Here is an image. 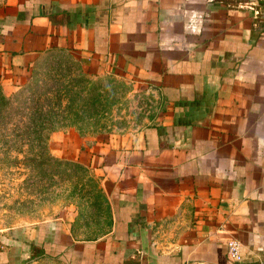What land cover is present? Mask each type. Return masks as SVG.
<instances>
[{
	"label": "crops",
	"instance_id": "crops-1",
	"mask_svg": "<svg viewBox=\"0 0 264 264\" xmlns=\"http://www.w3.org/2000/svg\"><path fill=\"white\" fill-rule=\"evenodd\" d=\"M52 53L140 81L157 106L152 124L88 156L110 187L105 239L41 224L34 247L42 231L60 257L264 264V0H0V80ZM15 250L0 241V264H18Z\"/></svg>",
	"mask_w": 264,
	"mask_h": 264
},
{
	"label": "rangeland",
	"instance_id": "rangeland-1",
	"mask_svg": "<svg viewBox=\"0 0 264 264\" xmlns=\"http://www.w3.org/2000/svg\"><path fill=\"white\" fill-rule=\"evenodd\" d=\"M44 97L58 115L47 118L52 132L36 131L41 119L32 116ZM156 102L140 81L92 75L64 53L0 80V241L16 246L18 264H63L33 257L41 224L49 237L62 223L76 242L105 239L113 227L110 187L88 156L152 124Z\"/></svg>",
	"mask_w": 264,
	"mask_h": 264
},
{
	"label": "trees",
	"instance_id": "trees-1",
	"mask_svg": "<svg viewBox=\"0 0 264 264\" xmlns=\"http://www.w3.org/2000/svg\"><path fill=\"white\" fill-rule=\"evenodd\" d=\"M42 99H43V103H45V104L44 105L42 104L41 106H37L35 108V111L32 114V116L35 119H37V120L41 119V124L35 125V127L37 129L36 131H50V132H52V131H54V129L52 128L51 122H49L47 120V118L51 115L58 117V115L54 113V111H53L54 108H51L50 103L48 102V100H46L47 98L44 97ZM55 100L57 102L60 101V97H56ZM56 105H58V103ZM44 139H47V138H44ZM38 227L41 229V225ZM42 235H43V232L41 231L40 238L38 239L39 240L38 244H40V245L38 247L37 246L34 247V249H37L39 251L38 255L45 254L47 256H49V255L54 256L53 259H59V258L61 259L62 258L61 261L65 260L66 263H68V264H91L97 260H100V262H104V263H106L105 261H108V263H111V264H120V263L123 264V261L121 259H116V258L108 259L106 254L103 257H102V254H96V256L93 257L92 259L91 258L89 259V256L87 259H80L79 256L75 255L73 250L71 248H68V247H65L66 251H65L64 255L60 257L59 255H56L55 252H53V251H60V250L64 249V246L59 245L58 243L57 244L50 243L49 240H43V242L41 243V236ZM82 260H84V261L82 262Z\"/></svg>",
	"mask_w": 264,
	"mask_h": 264
},
{
	"label": "built area",
	"instance_id": "built-area-1",
	"mask_svg": "<svg viewBox=\"0 0 264 264\" xmlns=\"http://www.w3.org/2000/svg\"><path fill=\"white\" fill-rule=\"evenodd\" d=\"M228 258L233 262H240L242 260L238 243L234 240L227 242Z\"/></svg>",
	"mask_w": 264,
	"mask_h": 264
}]
</instances>
